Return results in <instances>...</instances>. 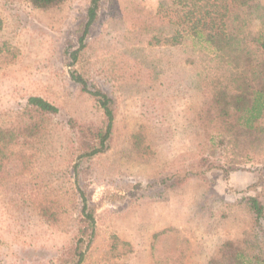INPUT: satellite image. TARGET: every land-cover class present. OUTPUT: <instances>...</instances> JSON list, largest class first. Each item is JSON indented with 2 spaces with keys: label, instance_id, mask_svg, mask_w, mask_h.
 Instances as JSON below:
<instances>
[{
  "label": "rangeland",
  "instance_id": "1",
  "mask_svg": "<svg viewBox=\"0 0 264 264\" xmlns=\"http://www.w3.org/2000/svg\"><path fill=\"white\" fill-rule=\"evenodd\" d=\"M90 1L0 0V126L31 96L59 109L37 142L0 151V264H72L75 248L77 264H209L231 240L264 264V216L246 203L264 208V122L244 158L212 149L200 125L212 89L230 88L228 67L166 41L182 27L179 0H100L80 42ZM72 74L114 101L106 150L91 158L85 130L103 112Z\"/></svg>",
  "mask_w": 264,
  "mask_h": 264
},
{
  "label": "trees",
  "instance_id": "2",
  "mask_svg": "<svg viewBox=\"0 0 264 264\" xmlns=\"http://www.w3.org/2000/svg\"><path fill=\"white\" fill-rule=\"evenodd\" d=\"M65 1L27 0L38 10L56 8ZM99 2L100 0L90 1L80 42L96 20ZM259 2L260 0H179L182 27L166 39L171 45L188 40L194 50L211 51L228 67L227 81L230 88L215 86L212 89L208 105L200 115V125L209 144L214 145L212 149L217 145L222 146L236 158L249 156L263 137L264 6ZM247 18L259 22L261 30L257 34H243L242 26ZM72 79L82 84V90L96 100L103 112V125L95 130H85L95 143L89 147V151L84 152L86 158H91L106 150L115 115L114 101L100 90L87 89L81 76L72 74ZM58 112L56 106L43 98L29 97L14 123L0 126V151L11 146H30L37 142L46 132L51 118ZM69 124L72 127L75 122L69 121ZM81 131L79 132L83 136ZM213 134L218 136L216 142L211 137ZM213 166L211 163L210 167ZM187 180L186 177L179 178L168 186L180 185ZM246 203L256 222L263 218L264 208L259 200L248 197ZM43 212L47 214L46 211ZM82 212L85 214L87 227L91 228L93 216L90 212L86 213L85 205ZM69 254L78 260L72 264L80 263L83 259V253L78 252L77 248ZM260 260L259 255H248L246 248L231 240L222 244L218 250V258L212 259L209 264H262Z\"/></svg>",
  "mask_w": 264,
  "mask_h": 264
}]
</instances>
